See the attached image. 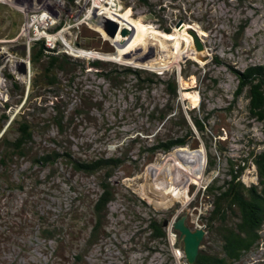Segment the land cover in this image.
Returning <instances> with one entry per match:
<instances>
[{"label": "rangeland", "instance_id": "rangeland-1", "mask_svg": "<svg viewBox=\"0 0 264 264\" xmlns=\"http://www.w3.org/2000/svg\"><path fill=\"white\" fill-rule=\"evenodd\" d=\"M148 1L151 12L139 0H0V113L9 116L0 137L19 115L36 131L25 156L0 169V264H187L174 223L184 217L191 230H204L210 202L203 190L226 177L231 160L264 150V123L250 116L247 91L235 94L238 74L264 65V0ZM35 14L48 19L39 26ZM109 21L119 28L114 38L104 31ZM45 34L87 68L63 81L56 95L30 97L29 48ZM68 45L87 54L71 56ZM95 60L107 66L89 68ZM21 61L26 75L17 71ZM172 80L174 97L164 84ZM156 108H173L170 119L183 114L194 135L185 147L155 149L185 135L158 121ZM191 115L204 125L207 148ZM53 154L55 160H39ZM100 159L121 164L109 179L114 200L103 228L89 241L105 172H79L73 163ZM241 181L257 183L252 165ZM150 219L168 222L165 239L150 237ZM260 235L240 264H264V226Z\"/></svg>", "mask_w": 264, "mask_h": 264}, {"label": "trees", "instance_id": "trees-1", "mask_svg": "<svg viewBox=\"0 0 264 264\" xmlns=\"http://www.w3.org/2000/svg\"><path fill=\"white\" fill-rule=\"evenodd\" d=\"M73 3L75 0H63ZM153 11V5L148 0H139ZM59 28L56 27V30ZM169 33V29H165ZM17 33L9 35L13 39ZM89 47V46H88ZM109 50H103L108 53ZM22 55H26L25 52ZM29 63L32 71L30 80V92L28 96L39 93L57 94L63 81L73 82L76 72L85 69L84 63L73 59L64 53H56L49 50L43 40L34 41L29 48ZM88 67L94 70L103 69L107 63L95 60L87 63ZM125 69L124 73H129ZM140 72H135L139 76ZM11 80L12 76L6 75ZM116 78V77H115ZM239 86L236 96L247 91L248 112L252 118L264 123V65L248 68L242 74H238ZM165 90L172 97L177 94V84L175 81H164ZM14 87L18 86L14 83ZM23 91L21 89V95ZM173 108L165 110L154 109L152 115L157 114L160 122L177 126L185 130L182 138L170 136L166 141H159L155 149L162 152H169L176 147H185L186 138L194 135L183 114L180 112L175 118H167L173 113ZM79 111V110H76ZM9 120V116L0 113V130ZM192 123L200 134L204 146L207 148L208 142L203 133L205 128L196 117L191 115ZM56 126L61 130L63 127V115L58 112L55 119ZM34 125L31 121L23 119L20 115L16 117L0 137V169L7 171L9 166L23 158L26 154V146L32 142L35 133ZM13 134L9 139L7 135ZM197 149L200 143L193 139ZM53 155L40 157L42 163L55 160ZM68 158L69 155H66ZM207 172L215 169V163L209 157ZM121 164L119 159H100L91 163H78L74 161L73 168L79 172L87 174H97L104 171L105 176L100 183V193L93 204L94 224L91 228L89 241H93L103 228L107 216V208L114 200V189L111 187L110 178L113 177V170ZM252 165L255 168L256 184L246 186L241 181L244 170ZM2 175V174H1ZM202 195L208 198L210 209L207 214L201 217L206 232L199 249L194 264H240L243 257L255 249L261 239L260 232L264 226V150L259 152L250 151L248 157L231 160L228 163V171L224 179L214 178L212 182L203 190ZM148 228L150 237L154 240L165 239V229L162 223L155 219H150Z\"/></svg>", "mask_w": 264, "mask_h": 264}, {"label": "water", "instance_id": "water-1", "mask_svg": "<svg viewBox=\"0 0 264 264\" xmlns=\"http://www.w3.org/2000/svg\"><path fill=\"white\" fill-rule=\"evenodd\" d=\"M119 30L116 23L109 21L108 27H106L105 33L110 37L114 38L117 31ZM126 30L121 31V35L124 36ZM17 71L21 75H26L27 66L26 62L21 61L18 65ZM168 225L167 221L162 223L163 228ZM173 229L180 234L183 242V253L187 264H194L199 253V249L202 240L205 237L206 232L203 229H193L191 230L184 222V217L177 220Z\"/></svg>", "mask_w": 264, "mask_h": 264}, {"label": "built area", "instance_id": "built-area-1", "mask_svg": "<svg viewBox=\"0 0 264 264\" xmlns=\"http://www.w3.org/2000/svg\"><path fill=\"white\" fill-rule=\"evenodd\" d=\"M43 16L44 15H36V14L33 15V22H34V24H38L39 26L40 25H43L47 21V19H48L47 17H43ZM45 35H47V34H45ZM47 36H48V38L43 37V39H39V40H43L44 43H45V46L49 50H52V51L55 50L56 53H60L59 50H58V47H60V45H58V47L55 48L56 47V44H55V38L56 37L53 34H48ZM39 40H37V41H39ZM54 44H55V46H54ZM65 47H66V49H68V50L71 51V56L81 57L84 54H86L85 51H82L79 48L72 49V48L69 47V45L68 46H65Z\"/></svg>", "mask_w": 264, "mask_h": 264}, {"label": "bare ground", "instance_id": "bare-ground-1", "mask_svg": "<svg viewBox=\"0 0 264 264\" xmlns=\"http://www.w3.org/2000/svg\"><path fill=\"white\" fill-rule=\"evenodd\" d=\"M101 1V0H100ZM99 2V1H98ZM96 7V6H95ZM101 8V7H100ZM105 31V30H104ZM116 36V35H115ZM87 54V53H86ZM187 54L182 53L181 56L179 58H183L184 56H186ZM88 56H92V57H97V54L95 53H89ZM178 60V59H177ZM181 185L179 182H177V186Z\"/></svg>", "mask_w": 264, "mask_h": 264}]
</instances>
